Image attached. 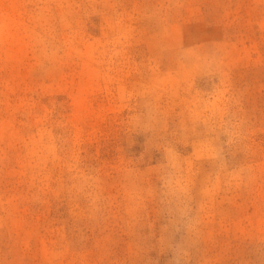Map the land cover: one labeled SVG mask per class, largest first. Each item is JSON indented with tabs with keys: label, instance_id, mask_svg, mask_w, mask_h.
<instances>
[{
	"label": "rangeland",
	"instance_id": "374dc122",
	"mask_svg": "<svg viewBox=\"0 0 264 264\" xmlns=\"http://www.w3.org/2000/svg\"><path fill=\"white\" fill-rule=\"evenodd\" d=\"M0 264H264V0H0Z\"/></svg>",
	"mask_w": 264,
	"mask_h": 264
}]
</instances>
